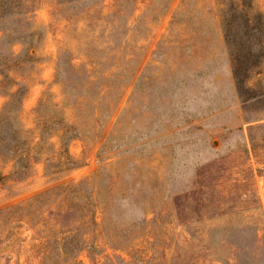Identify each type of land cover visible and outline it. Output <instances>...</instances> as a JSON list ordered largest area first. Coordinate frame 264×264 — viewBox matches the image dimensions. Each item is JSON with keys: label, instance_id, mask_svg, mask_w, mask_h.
Returning a JSON list of instances; mask_svg holds the SVG:
<instances>
[{"label": "rangeland", "instance_id": "374dc122", "mask_svg": "<svg viewBox=\"0 0 264 264\" xmlns=\"http://www.w3.org/2000/svg\"><path fill=\"white\" fill-rule=\"evenodd\" d=\"M84 4L0 0V111L13 79L25 90L0 126V264H264V0H128L137 70L98 122L56 76L60 46L86 52L90 33L67 10ZM71 180L69 206L33 198Z\"/></svg>", "mask_w": 264, "mask_h": 264}, {"label": "trees", "instance_id": "16d2710c", "mask_svg": "<svg viewBox=\"0 0 264 264\" xmlns=\"http://www.w3.org/2000/svg\"><path fill=\"white\" fill-rule=\"evenodd\" d=\"M75 0H66V2H72ZM88 4H84L81 7L68 6L70 18L74 19L77 23H83V32H89L91 39L86 43L84 54H74L69 48L60 46L58 52V61L56 66V76L63 85V95L72 105V107H92V119L98 122L103 115L110 116L116 108L119 100L122 98L123 89L127 86L132 78L135 77V72L130 75V67L136 63H130L135 61V54L137 52L130 51V47L136 44L134 41H129L127 36V3L128 0H119L118 7L115 11H103L101 2L102 0H87ZM230 1L233 0H229ZM232 3V2H231ZM233 4V3H232ZM261 13L255 12L253 17H246L247 27L246 33L253 35L255 40H259V32L261 28ZM170 22V26H171ZM220 24L221 20H220ZM223 26V25H222ZM77 29V27H76ZM259 29V31H258ZM264 32V29H262ZM232 36H235V31H232ZM3 36L8 38V35L3 31ZM86 36V35H85ZM85 36H82L83 39ZM257 36V37H256ZM257 38V39H256ZM80 39V40H81ZM35 43V41H33ZM132 43V44H131ZM251 46V45H250ZM253 54V53H252ZM260 55V53H259ZM234 59H232L233 61ZM139 65V64H138ZM137 65V67H138ZM21 64L18 65V70H21ZM232 80L234 85H237L239 79L238 72L235 68H232ZM130 77L129 80H126ZM141 80V75L137 78V82ZM14 84H17V88L9 95V99L4 102V105L0 111V126L6 124L8 121V115L11 111L16 112L18 103L21 101L22 96L25 94L23 83L21 80H12ZM114 86H121L119 94L115 96V102L109 104L112 97ZM91 97H100L99 99H89ZM105 99V100H104ZM16 114V113H15ZM73 125H68V128H72ZM16 134V132H15ZM43 137V136H42ZM68 131L65 129L60 134V142L63 148L66 146L68 140ZM0 137V141H1ZM15 148L11 154L14 156L16 164L18 162H25L26 159L23 154L16 151ZM66 154V147L63 149ZM91 176L86 177L87 185H90L88 189H83L84 197L86 198L85 205L87 206V217L91 225L97 223L95 217L96 206L93 196V186L90 184ZM82 181L71 180L65 184H58L50 187L43 192H40L33 196V198H48L59 195L64 203H68L72 199L73 195H78ZM21 208H26L27 205H19ZM61 257L68 256L70 249L60 240L56 239ZM64 249V250H62Z\"/></svg>", "mask_w": 264, "mask_h": 264}]
</instances>
